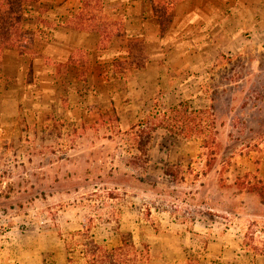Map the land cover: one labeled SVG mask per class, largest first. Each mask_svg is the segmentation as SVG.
Listing matches in <instances>:
<instances>
[{
  "label": "rangeland",
  "instance_id": "rangeland-1",
  "mask_svg": "<svg viewBox=\"0 0 264 264\" xmlns=\"http://www.w3.org/2000/svg\"><path fill=\"white\" fill-rule=\"evenodd\" d=\"M214 64L227 66L201 88L160 92L141 128L59 122L0 151V264H84L89 237L111 247L122 234L149 247L150 264H264L246 247L264 245V199L230 172L264 147V49ZM173 210L188 224L171 228L179 242H155Z\"/></svg>",
  "mask_w": 264,
  "mask_h": 264
},
{
  "label": "crops",
  "instance_id": "crops-1",
  "mask_svg": "<svg viewBox=\"0 0 264 264\" xmlns=\"http://www.w3.org/2000/svg\"><path fill=\"white\" fill-rule=\"evenodd\" d=\"M17 8L23 37L0 46V151L57 135L59 122L131 129L154 118L163 90L201 88L203 73L227 66L216 57L264 49V0H20ZM255 154L230 167L233 182L247 175L264 184V147ZM167 213L171 233L153 239L176 244L171 228L188 224Z\"/></svg>",
  "mask_w": 264,
  "mask_h": 264
},
{
  "label": "trees",
  "instance_id": "trees-1",
  "mask_svg": "<svg viewBox=\"0 0 264 264\" xmlns=\"http://www.w3.org/2000/svg\"><path fill=\"white\" fill-rule=\"evenodd\" d=\"M19 1L0 0V46H15L17 41H20L23 37V34H21L22 25L17 8ZM192 120L195 122L196 118H192ZM149 121L150 118L143 120L139 124L140 128ZM196 132H198L196 126L188 127L185 125L183 134L186 137H193L199 136L202 133ZM144 144L142 141L138 143L137 149L140 154L146 153ZM131 164L137 165L135 159L131 161ZM236 184H238V181ZM251 186L249 190L256 191L264 199V187H259L260 185ZM246 247H248L249 251L254 252L255 256L264 255V245L260 247L258 245L246 244ZM81 250L84 264H149L148 246L143 245L142 248H139L126 234L122 235L121 245L114 248H109L107 245L98 243L94 237H89ZM187 264H199V262H194V260L189 259ZM252 264H256L255 261Z\"/></svg>",
  "mask_w": 264,
  "mask_h": 264
}]
</instances>
